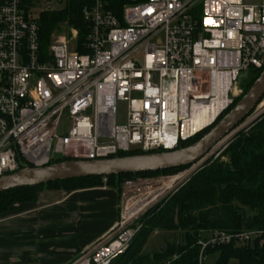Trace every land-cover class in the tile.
<instances>
[{
	"label": "built area",
	"instance_id": "1",
	"mask_svg": "<svg viewBox=\"0 0 264 264\" xmlns=\"http://www.w3.org/2000/svg\"><path fill=\"white\" fill-rule=\"evenodd\" d=\"M83 1L85 39L66 21L43 48L40 15L63 12L68 0H0V177L57 158L176 150L233 106L246 73L264 68V0ZM118 101L126 102L121 124ZM233 133L205 159L219 157ZM201 164L178 174L181 185ZM136 187L124 183L118 221L71 264H111L127 250L136 221L161 198L132 199ZM253 243L264 244V226L205 231L197 264L207 248Z\"/></svg>",
	"mask_w": 264,
	"mask_h": 264
},
{
	"label": "trees",
	"instance_id": "2",
	"mask_svg": "<svg viewBox=\"0 0 264 264\" xmlns=\"http://www.w3.org/2000/svg\"><path fill=\"white\" fill-rule=\"evenodd\" d=\"M83 3V0H68L63 12L40 15L39 38L43 48L50 43L51 34L59 30L60 24L66 21L79 30L80 42L85 39L86 29L79 15ZM78 52L85 51L78 49ZM261 71L262 69L249 71L251 77L248 87ZM238 99H235L233 106ZM209 130L202 131L180 143L178 149L195 143ZM160 152L163 150L142 152L139 149H133L126 153H119L116 157ZM68 160L73 159L57 158L50 164ZM185 168L187 167L111 175L106 176V183H103L102 177L98 176L15 188L0 193V214L15 203L35 201L37 192L43 188L76 190L106 185L118 189L120 178L165 174L182 171ZM136 223L140 225V229L127 250L111 264H197L199 246L196 242L203 232L213 230L238 232L263 227L264 114L255 119L246 129L238 131L219 157L212 161H204L187 181L149 209ZM155 231H182L184 232L183 240L181 243L166 244L152 255L144 254V246L151 233ZM205 254L206 261L213 257V264H228L231 259H234L237 264H264V244L217 246L207 248ZM136 257L140 259L137 260Z\"/></svg>",
	"mask_w": 264,
	"mask_h": 264
},
{
	"label": "crops",
	"instance_id": "3",
	"mask_svg": "<svg viewBox=\"0 0 264 264\" xmlns=\"http://www.w3.org/2000/svg\"><path fill=\"white\" fill-rule=\"evenodd\" d=\"M119 200L106 185L43 188L35 201L9 206L0 214V264H71L111 231Z\"/></svg>",
	"mask_w": 264,
	"mask_h": 264
},
{
	"label": "water",
	"instance_id": "4",
	"mask_svg": "<svg viewBox=\"0 0 264 264\" xmlns=\"http://www.w3.org/2000/svg\"><path fill=\"white\" fill-rule=\"evenodd\" d=\"M263 96L264 68L241 99L204 136L190 146L160 153L100 160H68L28 168L0 177V193L68 179L152 172L203 163L213 145L250 116ZM259 116L260 114L256 115L253 120Z\"/></svg>",
	"mask_w": 264,
	"mask_h": 264
},
{
	"label": "rangeland",
	"instance_id": "5",
	"mask_svg": "<svg viewBox=\"0 0 264 264\" xmlns=\"http://www.w3.org/2000/svg\"><path fill=\"white\" fill-rule=\"evenodd\" d=\"M245 1L247 3H253L255 0H245ZM250 77H251V75L249 72L246 73V75L243 77V80H242V82H243L242 83L243 93L241 95H238L239 99L237 98L238 99L237 102L241 99L240 97H242L243 94L248 90V88H249L248 85L250 83V81H249ZM255 113L257 115L260 114V116H261L262 114H264V110L259 109ZM255 113H253L251 115H254ZM125 116H126V102L118 101L116 103V122H117V124L123 123L125 121ZM245 120L233 130L234 133H233L232 137L238 131H240L242 129H246L252 123V122H250L246 126L242 127V125L247 121V120L246 121ZM59 131H60V129H59ZM204 161H212V160L210 157V158H206ZM189 168L190 167H187V168L183 169L182 171L165 173V174H156V175H149V176H134L131 178H122V179L120 178L119 187H118V190H119L120 196H121V198L119 200V213H120L121 205L123 202V198H122L121 194H122V189H123L125 182L133 181L136 183V185L138 187H136V190L132 191L128 196H131L132 199L133 198L138 199V196L141 193H143L145 191H148V192L149 191H151V192L157 191L158 187H160L159 186L160 182L165 181L168 178L174 177V176L178 175L179 173H183L187 170H190ZM193 173H194V171H189L188 176L190 177ZM180 185H181V181L175 183L174 186L167 193L162 194V196L159 200H155L153 206L157 205L159 202H161L166 197H168L170 194H172V192L175 191ZM183 233L184 232H182V231H175V232H161V231L156 232L155 231V232L151 233V235L149 236V238H148V240L144 246L143 253L148 254V255H152L154 252H157L161 248L165 247L166 244L181 243L183 240ZM136 259L139 260L140 257H136ZM206 264H213V257H211L208 261H206ZM228 264H237V262L234 259H231Z\"/></svg>",
	"mask_w": 264,
	"mask_h": 264
},
{
	"label": "bare ground",
	"instance_id": "6",
	"mask_svg": "<svg viewBox=\"0 0 264 264\" xmlns=\"http://www.w3.org/2000/svg\"><path fill=\"white\" fill-rule=\"evenodd\" d=\"M263 108H264V102H262L261 104H259V109L260 110H263ZM183 175L184 174H182V175H176L174 177L168 178L165 181L160 182V185H159L160 187H158V190L157 191H154L155 197H157V196L160 197V196H162V194H165L166 192H168L174 186V184L179 181V179ZM152 200H154V198Z\"/></svg>",
	"mask_w": 264,
	"mask_h": 264
}]
</instances>
